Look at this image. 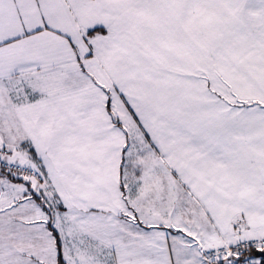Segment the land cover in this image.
<instances>
[{"label": "crops", "instance_id": "crops-1", "mask_svg": "<svg viewBox=\"0 0 264 264\" xmlns=\"http://www.w3.org/2000/svg\"><path fill=\"white\" fill-rule=\"evenodd\" d=\"M0 147V264H219L264 231V0H0Z\"/></svg>", "mask_w": 264, "mask_h": 264}, {"label": "rangeland", "instance_id": "rangeland-1", "mask_svg": "<svg viewBox=\"0 0 264 264\" xmlns=\"http://www.w3.org/2000/svg\"><path fill=\"white\" fill-rule=\"evenodd\" d=\"M112 105L113 104H116V98L114 97V96H112ZM150 147V146H149ZM150 149H151V147H150ZM0 151L1 152H4V149L2 148V147H0ZM151 151H152V149H151ZM0 152V153H1ZM1 160H3L2 159V156H0V162H3V161H1ZM5 162V161H4ZM18 164H20V161L18 162ZM18 166V165H17ZM0 173H3L4 175H2V176H0V199L1 200H7V202H9V203H7V205L8 206H12V205H14V204H21V203H23L25 200H26V198L28 199V200H31V199H33L32 197L34 196L33 195V193H32V191H30V190H27L26 189V185L23 183V184H20V182H18L15 178L16 177H18L19 176V173L17 172V171H14V170H10V169H8V168H0ZM5 174H7V176L5 175ZM9 174H10V176H9ZM33 179H34V177H32V180L30 181L32 184L34 183L33 182ZM22 187H24V188H22ZM23 189H26L25 191H23ZM32 189H34L35 191V193L37 192V195H41V194H39V192L38 191H36V188H35V186H34V184H33V186H32ZM26 196H28V197H26ZM43 197L45 198V196L43 195ZM43 197H41L42 199H43ZM172 197V196H171ZM180 198H182V196L180 197V194H179V192H177V198H176V200H177V202L179 201V199ZM10 200V201H9ZM45 200H47L46 198H45ZM48 203V202H47ZM49 204V203H48ZM7 205H5V206H7ZM178 207V206H177ZM187 208H189V207H187ZM191 208V207H190ZM176 209V208H175ZM192 213L193 214H196V210H195V208H194V205L192 206ZM264 234V231H261L260 232V234H258L257 236H259V235H263ZM256 237V235H254V234H251V237ZM213 244H218V243H211L209 246H211V245H213ZM209 246H207V248L209 247ZM187 247H184V248H182L181 250L179 249V247L177 246V247H175L174 248V252H175V254H176V251H177V255H176V264H185V262L187 261V259H185V257L183 256V255H181V254H183V252H184V249H186ZM188 251H190V250H188ZM191 252V251H190ZM202 263L203 264H208L207 262H205V260L203 261L202 260ZM188 264H190V262H188ZM192 264V263H191Z\"/></svg>", "mask_w": 264, "mask_h": 264}, {"label": "built area", "instance_id": "built-area-1", "mask_svg": "<svg viewBox=\"0 0 264 264\" xmlns=\"http://www.w3.org/2000/svg\"><path fill=\"white\" fill-rule=\"evenodd\" d=\"M1 166L3 164H0ZM264 246V234L249 238H241L234 243H218L206 249V256L211 261L223 260L222 264H260L259 260L241 258L249 248Z\"/></svg>", "mask_w": 264, "mask_h": 264}, {"label": "trees", "instance_id": "trees-1", "mask_svg": "<svg viewBox=\"0 0 264 264\" xmlns=\"http://www.w3.org/2000/svg\"><path fill=\"white\" fill-rule=\"evenodd\" d=\"M104 32L105 30L103 28H94L90 31H88V36L92 37L98 33ZM43 203V201H42ZM41 203V204H42ZM43 205V204H42ZM47 211H49L48 209H46ZM52 229V231L54 232L56 241H57V246L59 248V250H61V243H60V238L58 236V233L56 231V229L53 227L51 221L48 223ZM260 258V264H264V247H258V248H249L245 251V253L243 255H241V258ZM212 262V261H210ZM214 263V262H213ZM60 264H66L60 257ZM221 264V263H219Z\"/></svg>", "mask_w": 264, "mask_h": 264}, {"label": "bare ground", "instance_id": "bare-ground-1", "mask_svg": "<svg viewBox=\"0 0 264 264\" xmlns=\"http://www.w3.org/2000/svg\"><path fill=\"white\" fill-rule=\"evenodd\" d=\"M207 249V248H206ZM205 255H206V250H205ZM256 260H259L260 261V258H256Z\"/></svg>", "mask_w": 264, "mask_h": 264}]
</instances>
